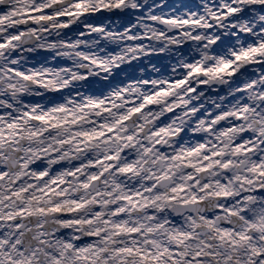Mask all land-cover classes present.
Segmentation results:
<instances>
[{"label":"snow or ice","instance_id":"1","mask_svg":"<svg viewBox=\"0 0 264 264\" xmlns=\"http://www.w3.org/2000/svg\"><path fill=\"white\" fill-rule=\"evenodd\" d=\"M0 264H264V0H0Z\"/></svg>","mask_w":264,"mask_h":264},{"label":"rangeland","instance_id":"2","mask_svg":"<svg viewBox=\"0 0 264 264\" xmlns=\"http://www.w3.org/2000/svg\"><path fill=\"white\" fill-rule=\"evenodd\" d=\"M164 56H165V55H164ZM153 58L156 59L155 63H161L162 61H159V60L163 58V55L160 56L158 59H157L156 57H152L151 59H153ZM170 60H172V62H174V59H173V58L169 59V61H170ZM150 62H151V60L149 61L148 59H145V60L142 61L141 63H142L143 65H148V64H150ZM161 68H162V67H161Z\"/></svg>","mask_w":264,"mask_h":264},{"label":"flooded vegetation","instance_id":"3","mask_svg":"<svg viewBox=\"0 0 264 264\" xmlns=\"http://www.w3.org/2000/svg\"><path fill=\"white\" fill-rule=\"evenodd\" d=\"M137 71H138V69H137Z\"/></svg>","mask_w":264,"mask_h":264}]
</instances>
